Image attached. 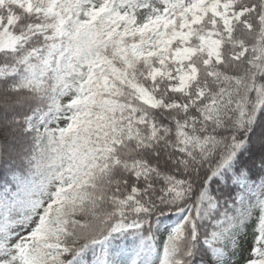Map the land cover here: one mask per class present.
Wrapping results in <instances>:
<instances>
[{"label": "snow or ice", "instance_id": "snow-or-ice-1", "mask_svg": "<svg viewBox=\"0 0 264 264\" xmlns=\"http://www.w3.org/2000/svg\"><path fill=\"white\" fill-rule=\"evenodd\" d=\"M0 173V264H264V0H0Z\"/></svg>", "mask_w": 264, "mask_h": 264}, {"label": "trees", "instance_id": "trees-1", "mask_svg": "<svg viewBox=\"0 0 264 264\" xmlns=\"http://www.w3.org/2000/svg\"><path fill=\"white\" fill-rule=\"evenodd\" d=\"M256 130L255 128L253 129ZM251 135V133H249ZM8 187L12 192L16 191L15 184L9 182L8 177L2 175L0 173V191H4L5 187ZM179 216L173 214L172 219L166 221V223H174ZM247 247V245H245ZM118 249L117 252L114 253V256L118 258L121 262L124 258H128L131 263L135 261V264H152V261L155 257L156 249L153 248L149 250L148 248L144 247L141 241L135 237H126V238H119V242L113 241L112 244L109 246V249ZM97 251V249H96ZM246 254V253H245ZM201 257L196 258V264H200Z\"/></svg>", "mask_w": 264, "mask_h": 264}]
</instances>
